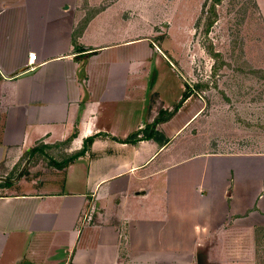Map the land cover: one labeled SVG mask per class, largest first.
<instances>
[{"label":"crops","instance_id":"crops-1","mask_svg":"<svg viewBox=\"0 0 264 264\" xmlns=\"http://www.w3.org/2000/svg\"><path fill=\"white\" fill-rule=\"evenodd\" d=\"M201 2L0 0V264H252L264 150L207 136L187 49L148 28Z\"/></svg>","mask_w":264,"mask_h":264},{"label":"rangeland","instance_id":"rangeland-1","mask_svg":"<svg viewBox=\"0 0 264 264\" xmlns=\"http://www.w3.org/2000/svg\"><path fill=\"white\" fill-rule=\"evenodd\" d=\"M181 18L169 23L151 22L148 28L154 29L158 40L168 38L171 29L174 40L187 49L183 56L191 76L185 77L207 101V136L214 140L234 137L253 145L259 142L264 150V0H202L192 19ZM131 31L135 33L136 28L131 27ZM250 110L257 128L252 133L240 127L236 130L241 116ZM64 144L53 145L45 156L37 151V157L53 166L65 156ZM42 162L36 167V175ZM19 169L20 175L29 172L28 166ZM254 222L252 264H264V216Z\"/></svg>","mask_w":264,"mask_h":264},{"label":"trees","instance_id":"trees-1","mask_svg":"<svg viewBox=\"0 0 264 264\" xmlns=\"http://www.w3.org/2000/svg\"><path fill=\"white\" fill-rule=\"evenodd\" d=\"M215 1H218V0H215ZM91 140H92V138L89 137V138L87 139V143H88V142H91ZM85 144H86V142H85ZM84 149H85V146H84ZM84 149H82L81 151H79V153H83V152H84ZM32 152H34V150H33ZM79 153H76L73 157H76ZM66 162H67V161H64V162H62V163H60V162H54V164H55L57 167H60L62 164H63V165L66 164Z\"/></svg>","mask_w":264,"mask_h":264},{"label":"built area","instance_id":"built-area-1","mask_svg":"<svg viewBox=\"0 0 264 264\" xmlns=\"http://www.w3.org/2000/svg\"><path fill=\"white\" fill-rule=\"evenodd\" d=\"M30 59L31 61L35 59V54H30ZM35 68V64L34 63H30L28 66H27V69L26 70H33Z\"/></svg>","mask_w":264,"mask_h":264},{"label":"water","instance_id":"water-1","mask_svg":"<svg viewBox=\"0 0 264 264\" xmlns=\"http://www.w3.org/2000/svg\"><path fill=\"white\" fill-rule=\"evenodd\" d=\"M30 72H32V71L28 70V71H25V72H23V73H21V74H22V75H27V74H29Z\"/></svg>","mask_w":264,"mask_h":264}]
</instances>
